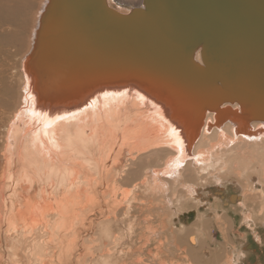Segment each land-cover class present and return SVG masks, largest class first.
<instances>
[{
  "label": "bare ground",
  "instance_id": "bare-ground-1",
  "mask_svg": "<svg viewBox=\"0 0 264 264\" xmlns=\"http://www.w3.org/2000/svg\"><path fill=\"white\" fill-rule=\"evenodd\" d=\"M26 1L31 0H0V248L7 249L0 264H72L74 256L79 264H153L136 256L149 255L151 236L167 239L170 249L175 240L182 241L176 251L189 263L264 264V120L256 121L239 103L221 100L210 89L212 82L156 77L116 68L108 60L103 67L86 60L94 70H105L99 77L78 75L48 58L36 71L30 54L49 0H38L31 14L33 6L27 7L12 29L11 12ZM103 1L120 16L143 8V0ZM114 1L133 7H113ZM216 7L198 23L189 16L191 33L210 21L221 28L213 15ZM224 9L237 22L224 23L231 31L223 41H229L249 15L233 0ZM177 12H172L175 24ZM25 30L26 41L18 36ZM81 39L74 34L63 43L75 49ZM55 45L50 52L68 50ZM192 58L204 66L199 47ZM68 60L74 71L81 66ZM14 77L19 84L11 94ZM191 204L199 214L196 232L192 224L179 223L185 217L180 209L187 213ZM154 208L160 217L157 231L149 226ZM230 213L246 222L263 256L253 245L234 246L223 257L222 250L201 249L203 241L214 243L210 224L228 246L225 218ZM169 216L178 222L171 226ZM135 235L141 246L132 244ZM243 236L240 231L238 237Z\"/></svg>",
  "mask_w": 264,
  "mask_h": 264
},
{
  "label": "water",
  "instance_id": "water-1",
  "mask_svg": "<svg viewBox=\"0 0 264 264\" xmlns=\"http://www.w3.org/2000/svg\"><path fill=\"white\" fill-rule=\"evenodd\" d=\"M233 1L249 19L240 23L241 27L235 26L232 40L223 41V36L231 31L224 26L225 21L237 23L223 13L228 0H143V8L127 16L115 14L103 0H49L36 30L30 54L32 64L36 71H41L39 62L55 59L62 65L66 63L65 69L70 72L99 77L105 70H94L86 60L94 61L98 67L108 60L116 68L136 69L156 77L212 82L208 85L222 95L221 100L247 107L248 114L261 121L264 120V0ZM214 3H217L214 19L221 28L210 21L205 28L191 33L189 16L192 14L196 23L198 18L206 20L204 14L213 11ZM176 10L177 24L172 14ZM74 34L82 39L80 47L71 49L63 42ZM216 44L225 48L214 49ZM54 45L58 49L65 45L68 50L50 52ZM198 47L204 66L192 58ZM182 50L188 55H183ZM208 56L213 57V63L207 62ZM68 59L78 61L81 66L74 71ZM206 97H210L209 92Z\"/></svg>",
  "mask_w": 264,
  "mask_h": 264
},
{
  "label": "rangeland",
  "instance_id": "rangeland-1",
  "mask_svg": "<svg viewBox=\"0 0 264 264\" xmlns=\"http://www.w3.org/2000/svg\"><path fill=\"white\" fill-rule=\"evenodd\" d=\"M38 0H31V1H26V2H23L22 3V5H21V7L15 12V13H13V11L11 12V17H13V19H12V21H11V28L12 29H14V27H15V25L17 24V23H20V21H21V16H22V13H23V11L24 10H26V8L28 7V8H30V7H32V8H30V10H29V14H31L32 13V11H35V9L37 8V4H38V2H37ZM128 1H130V0H128ZM126 2V1H125ZM125 2L124 3H122V5L123 6H120L117 2H112V6L113 7H118V8H120V9H128V8H131V7H133L132 5H126L125 4ZM135 3H140V1L139 0H135L134 1ZM127 3H130V2H127ZM138 3V4H139ZM138 4H136V5H138ZM31 5V6H30ZM32 10V11H31ZM29 24V22L27 21V25ZM27 31H28V29H26ZM25 30V32H23L22 34H20V35H18L22 40H24V41H26L27 40V37H28V32ZM20 32V31H19ZM18 32V33H19ZM18 37V38H19ZM14 72H15V75H16V73H19L20 71H19V69L17 68V67H15L14 68ZM18 76H19V74H18ZM9 83H10V85L12 86V93L11 94H13V93H16L17 92V87H16V85L17 84H19L18 83V78H16L15 79V77L14 78H11L10 80H9ZM11 99H12V97H11ZM12 101V100H11ZM13 101H15V100H13ZM227 183H228V181H227ZM230 183V182H229ZM223 189H215V191L216 192H220V193H222L223 191H222ZM228 190V189H227ZM226 190V192H230L229 194H231V196L232 195H235L234 194V191H227ZM222 195L223 196H225L224 195V192L222 193ZM224 201V203H226L227 201H226V199L225 200H223ZM230 203H231V201H230ZM233 203V202H232ZM192 205L193 204H191V205H187V213H186V211H183L182 209H180V211L181 212H183L185 215V217L183 218V220H179V223H184V226H190L191 224V231L193 230L194 232H196V231H198L199 229H198V226L197 225H199V224H197V225H193V224H196V219H197V221L199 220V218H198V215L199 214H197L196 215V213H195V206H193L192 207ZM151 210H153V211H151ZM203 210V209H202ZM201 210V212L200 213H202V212H204V210L202 211ZM152 213H151V212ZM157 211V212H156ZM149 214H151V217H150V215H149V226L150 227H152V229L154 230V231H157V229L159 230V220H160V217H159V210L158 209H149ZM153 214V215H152ZM153 216V217H152ZM157 217H159V218H157ZM157 218V219H156ZM170 218V219H169ZM232 218H235V221H230V219H232ZM153 219L155 220V222L153 221ZM168 219H169V221H172L171 222V226H173V224H176L178 221H176L175 219V221H173V219H172V217H168ZM226 220H227V223H226V238L225 239H228L227 240V247H226V245H225V243H224V237H222V235L220 234V233H218V232H215L216 230H215V227H213L211 224H210V229H209V233H210V235H212L213 236V239H214V243H212V246H208V242L207 241H203V246L204 247H201V249L203 250V249H207V247H208V249H210V250H216L215 252L217 253V254H221L220 252H221V250H222V256L221 257H223V256H225L226 254H228V252H230V250L232 249V247H236L237 248V250H242V248L243 247H245L246 245H248V246H250V245H253V249L256 251V253L257 254H260L261 253V249L259 248V249H257L258 247H257V244L254 242V240H253V236H252V233H251V231H250V228H248L246 225H245V223L246 222H244V221H242L241 219H240V215L239 214H237V213H230L228 216H226V218H225ZM181 221H184V222H181ZM158 223V227H156L157 226V223ZM235 222V223H234ZM242 222V223H241ZM156 223V224H155ZM173 223V224H172ZM240 223V224H239ZM151 224H153V226H154V224H155V227H153ZM233 224V225H232ZM232 225V226H231ZM138 227V226H137ZM169 229H171L170 227H168ZM167 228V229H168ZM217 229V228H216ZM138 230V229H137ZM232 231V232H231ZM240 231H241V233L243 234V235H245V237L243 236L242 238L241 237H238V233H240ZM235 233V234H234ZM185 234H182V235H179L178 236V239H180L179 237H182V236H184ZM203 236L205 235V234H202ZM233 235H236V236H233ZM209 237V236H208ZM235 237V238H234ZM136 238V239H135ZM244 238V239H243ZM209 239V238H208ZM234 239V240H233ZM245 240V241H244ZM148 242V244L146 245V249H148L149 250V255L147 254V251H144L143 253H138L136 256H139L140 257V259L143 261V263H149V262H152L153 264H158V260L156 259V260H151V258H150V256H157V258L158 259H160V260H163V263L164 264H196V262H197V264H200V262L199 261H197V260H193V259H190V263H189V261L187 260V258L185 259L179 252H177L176 251V249H179L180 250V248L182 247V241L180 242V241H178V240H175V245H176V247L174 248H172V249H170L169 247H167L168 246V244H167V242H169V241H167V239H163V237L162 238H159V239H157V238H154V237H149V241H147ZM253 242V243H252ZM111 243H113V242H111ZM131 243V242H130ZM140 243V244H139ZM160 243H162V244H160ZM207 243V244H206ZM132 244L134 245H137V247L138 246H141L142 245V242H139V240L137 239V236L135 235V236H133L132 237ZM160 244V245H159ZM205 244V245H204ZM88 245V244H87ZM159 245V246H158ZM90 246V245H89ZM165 246V248H163ZM241 246V247H240ZM49 247L51 248V249H54V245L53 246H50L49 245ZM125 247H126V245H125ZM160 249H159V248ZM227 248V249H226ZM162 249V250H161ZM167 249H168V251H167ZM225 249H226V251H225ZM257 249V250H256ZM165 250V251H164ZM125 250L123 249V253L122 254H120L121 256V259H122V257H124L125 256ZM158 253H160V254H158ZM155 254V255H154ZM262 254V253H261ZM0 255L1 256H3V258L4 259H6V255H7V249H6V247H5V245H3L1 248H0ZM118 255H119V253H117V257H118ZM197 255H198V253H197ZM149 256V257H148ZM262 256H263V254H262ZM133 258H135V256H133ZM204 259H206L205 261H207L208 259H209V256H207L206 258H204ZM223 259V258H222ZM75 256H74V259H73V262H72V264H74V263H76L75 262ZM186 260V261H185ZM155 261V262H154ZM214 261V260H213ZM14 263H16V261H14ZM3 264H6L5 262L3 263ZM76 264H79V263H76Z\"/></svg>",
  "mask_w": 264,
  "mask_h": 264
}]
</instances>
